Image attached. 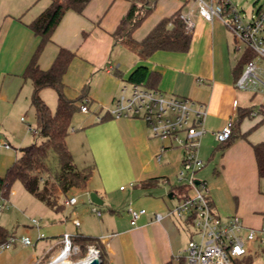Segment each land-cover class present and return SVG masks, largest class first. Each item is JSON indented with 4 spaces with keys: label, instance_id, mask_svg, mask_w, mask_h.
I'll use <instances>...</instances> for the list:
<instances>
[{
    "label": "crops",
    "instance_id": "1",
    "mask_svg": "<svg viewBox=\"0 0 264 264\" xmlns=\"http://www.w3.org/2000/svg\"><path fill=\"white\" fill-rule=\"evenodd\" d=\"M40 1L0 0V109L4 103H10L8 93L17 92L21 82L30 81L24 78V72L40 37L28 23L50 4ZM132 2L91 0L82 13L66 11L40 58L41 67L48 69L61 47L76 53L64 76L65 93L70 98L78 97L95 74L93 86L86 94L95 114L82 122L75 136H68L67 143L77 167L92 168L85 186L77 190L87 194L95 191L103 199L104 209L90 200L92 206H98L101 215L93 212L92 206L73 212L65 207L55 211L47 206L48 210L40 212L38 225L33 223L36 218L32 219L37 229L36 240L31 238L32 243L26 245L19 239L0 250V264L45 262L59 252L65 233L78 232L101 238L104 264H188L185 249L191 238L189 228L181 220L167 215L182 195L175 199L180 184L174 179L182 166L183 149L170 140L153 137L142 119L117 118L109 113L124 81L141 64L158 73L159 79L153 88L189 97L205 106L206 131L201 138L200 157L210 161L218 156V178L226 181L223 182L225 189L237 197L243 196L231 207L224 208L217 198L214 201L213 191L209 189L215 206L225 216L240 215L248 226H264V194L260 190L253 149L254 144L264 142V115L260 110L264 107V85L255 81L243 88L237 85L232 33L220 19L209 21L202 17L194 0H156L153 11L133 32L136 39H142L162 18L178 11L188 13L194 22L188 51L158 50L146 61L135 54L137 61L122 63L114 56L115 46L120 42L113 33ZM254 60L258 75L264 81V59ZM69 86L74 87L73 93L68 90ZM32 91L31 83L30 99ZM248 111L251 112L240 119L239 116ZM3 116L0 110V143L9 141ZM230 120L233 136L228 142L219 143L215 132L222 130ZM77 156L86 158L84 167L78 166ZM0 160L2 167L13 163L4 154H0ZM151 178H158L157 185L144 187L142 184ZM77 204L66 206L76 207ZM130 207L147 210L136 225L131 224ZM156 214L162 215V219L157 220ZM89 215H96L97 222L92 224ZM76 219L80 225L75 224Z\"/></svg>",
    "mask_w": 264,
    "mask_h": 264
},
{
    "label": "built area",
    "instance_id": "2",
    "mask_svg": "<svg viewBox=\"0 0 264 264\" xmlns=\"http://www.w3.org/2000/svg\"><path fill=\"white\" fill-rule=\"evenodd\" d=\"M194 1L198 4L202 17L209 21L218 18L230 30L234 36L235 50L242 49L239 43L242 41L245 46L244 52L251 50L256 54L255 58L264 59V3L253 11L250 18H247L231 0ZM181 18L186 28L192 31L194 22L190 15L184 13L181 14ZM254 59L245 65L237 80V85L241 88L246 87L251 81L264 85V81L258 75V66ZM81 111H90L88 100L82 104ZM109 113L117 118L142 119L148 125L153 137L170 140L183 149L178 181L179 184L188 187L187 197H184L183 193L180 201L168 210L167 215L181 220L189 228L191 238L185 249L188 264H246L247 261L256 264L255 262L260 258H263L262 264H264V254L254 247L258 241L264 244V226L260 228L248 226L236 213L221 215L211 198L207 182L197 178L198 170L205 165L200 157L201 138L206 131L204 122L207 114L203 104H197L189 97L166 94L147 86L144 82H131L130 87L127 84L123 85ZM98 119L101 117L98 116ZM232 136V120L222 130L215 132V138L219 143L228 142ZM2 148L11 149L12 145L7 140L2 141L0 149ZM162 149L164 150L165 147ZM158 157L160 158V155ZM7 203L8 198L0 195V215ZM77 203L76 194L66 200L68 206H75ZM92 211L101 215V211L96 206H92ZM129 212L131 224L136 225L147 210L130 207ZM156 219H162V215L156 214ZM74 222L80 225L78 219ZM33 223L38 225V220L33 219ZM41 236L44 234L42 233ZM63 239L66 247L71 250V235L65 233ZM14 241L15 237H11L1 245L0 250L8 248ZM21 241L26 245L32 243L29 236L22 237ZM96 251L100 257L99 251ZM36 264L47 263L39 261Z\"/></svg>",
    "mask_w": 264,
    "mask_h": 264
},
{
    "label": "trees",
    "instance_id": "3",
    "mask_svg": "<svg viewBox=\"0 0 264 264\" xmlns=\"http://www.w3.org/2000/svg\"><path fill=\"white\" fill-rule=\"evenodd\" d=\"M90 2L91 0H51L45 10L28 23V26L40 37V43L24 72V78L30 80L33 85L31 100L36 108L35 132L39 139L22 147L21 155L8 167L5 175L0 176V195L4 198L9 197L14 183L20 181L35 198L49 208L60 211L66 205L69 192L73 188H83L91 177L92 168L79 169L67 143L73 116L86 102V94L90 87L85 86L76 98H70L65 93L64 76L76 53L61 47L48 69H43L40 65L45 46L51 41L53 32L65 12L74 10L82 13ZM155 2L156 0H133L128 12L113 33L115 39L136 54L141 61H146L158 50L186 52L192 42V33L186 28L180 11L170 17L162 18L142 39L133 36L135 29L153 11ZM255 57L256 54L251 50L243 53L233 67L237 80L245 65ZM115 71L122 75L118 69ZM158 79V73L141 64L130 73L127 80L132 83L144 82L153 88L156 87ZM45 88H53L57 92L55 111L50 109L41 95ZM260 110L264 115L263 106ZM250 112L242 113L240 119ZM253 149L261 179L264 178V142L254 144ZM53 159L58 163L55 169L51 164ZM157 182L158 178H151L142 185L153 187ZM177 190L187 197L186 185L180 184ZM63 196L66 197L64 204L60 201ZM11 237H15L14 232L0 224V247ZM71 243L73 248H78L71 255L74 261L85 259L90 249L95 248L100 253L101 264L105 263L104 248L99 236L78 232L71 235ZM246 264H250L249 261Z\"/></svg>",
    "mask_w": 264,
    "mask_h": 264
},
{
    "label": "rangeland",
    "instance_id": "4",
    "mask_svg": "<svg viewBox=\"0 0 264 264\" xmlns=\"http://www.w3.org/2000/svg\"><path fill=\"white\" fill-rule=\"evenodd\" d=\"M35 0H33L34 2ZM234 4L238 6V8L242 11V13L246 14L247 18H250L251 14L253 11L257 10L263 3L264 0H231ZM45 2V3H50V0H41L40 3ZM242 46V49L240 51H237L234 49V36L232 34V48H233V54L235 60H239L243 53H244V43L242 41L239 42ZM114 56L117 57L122 63H131L133 60L137 61V56L132 53L128 48H126L124 45L121 43L116 44L115 50H114ZM98 73V72H97ZM94 75L90 77V79L86 82L85 86L89 85V89L92 88L93 86V81H94ZM75 79L73 80L74 84L75 82L77 83V76H74ZM79 83V82H78ZM73 84V86H75ZM127 84L130 87L131 82L128 80H125L123 85ZM8 83H6V86ZM69 86V91L73 93V88L74 87ZM31 88V82H21L19 85L17 92L15 93H8V101L10 103H4L1 107V112L3 118H4V126L7 132L5 134L8 136V139L12 145L11 149H0V154H4V156L10 158L11 162H14L17 157L21 155V148L29 145L30 143L34 141H38L39 137L36 135L35 130L37 129V116H36V108L34 104L32 103V100L30 99V94H28V91H30ZM71 89V90H70ZM89 91V90H88ZM164 92V91H163ZM30 93V92H29ZM166 94H171L167 93ZM41 95L47 105L50 107L52 111H55L57 107V100H58V95L57 92L53 88H45L42 92ZM89 113L86 114L80 109L77 110L73 116L72 120V127H76L75 129H71L70 136H75L76 133L80 131V125L84 120L88 119L91 117L93 114H95V110L93 107L90 108V111L87 112ZM157 139H160L156 137ZM162 140V139H160ZM6 141V140H4ZM169 141V140H165ZM216 146V144H215ZM220 154V152L218 153ZM216 154V155H218ZM78 157V156H77ZM78 157L77 158V164L79 167H84V161L86 158L84 157ZM3 163V162H2ZM1 160H0V175L4 176L7 167L4 165L2 167ZM9 163V164H10ZM8 164V165H9ZM52 166L55 169L57 167V161L52 160ZM204 166L198 170L197 172V178L200 180H206L209 189L213 191V199L214 201L218 199V202L220 205H222L224 208H229L234 204V202H237V199L242 200L243 196H236L231 190L225 189V185L223 182H226L225 180L222 182V178L219 177V171H220V164L218 160V156L214 157L213 160L211 159L210 161H206V158H204ZM181 169V167L179 168ZM175 182L179 184L178 181V175L174 179ZM224 185V186H223ZM260 190L264 194V178L260 179ZM76 194L78 197V204L76 207H68L65 205V208L70 210L71 212L73 211H81V209H90L91 202L89 198V194L86 192L81 191V189L73 188L69 194L68 197L71 195ZM180 196V193L177 192L175 199L177 200L178 197ZM10 202L7 203L6 207L2 209L1 211V217H0V224L4 225L7 227L10 231L15 233V243L18 242L19 239H21L22 235L30 236L33 241L36 240L37 238V229L34 227L32 223V219L35 217L36 219L41 218V210L46 209L48 210V207L35 198L32 194H30L23 186V184L20 181H16L12 187V191L9 195ZM65 196L61 198L60 201H62V204H64L65 201ZM217 198V199H216ZM215 201V202H216ZM231 205V206H230ZM98 207V206H97ZM101 209H104L102 205L99 206ZM216 208L217 205H216ZM220 211L221 215L225 216L226 214L222 212L220 208H218ZM104 213V210H102ZM89 214V213H88ZM96 215H89V220L92 224L94 222H97V217H94ZM82 222H84L85 219H83ZM85 223V222H84ZM84 228V226H83ZM63 243L60 246L59 252L54 255L52 258H49L46 260L44 263L47 264H55L52 263L57 257L62 250L66 248V243L64 239L62 240ZM14 243V244H15ZM255 249L261 252V254H264L263 249H264V244L261 241H258L255 243ZM78 250L77 247H72L70 252L68 253V261L71 264H77L79 261H74L72 259V254L75 253ZM87 257V256H86ZM263 258L258 259L255 263L256 264H262Z\"/></svg>",
    "mask_w": 264,
    "mask_h": 264
},
{
    "label": "water",
    "instance_id": "5",
    "mask_svg": "<svg viewBox=\"0 0 264 264\" xmlns=\"http://www.w3.org/2000/svg\"><path fill=\"white\" fill-rule=\"evenodd\" d=\"M169 196L172 197V194ZM89 198L92 203L103 205V199L95 191L89 193ZM80 264H101L98 252L95 249H90L87 257Z\"/></svg>",
    "mask_w": 264,
    "mask_h": 264
},
{
    "label": "bare ground",
    "instance_id": "6",
    "mask_svg": "<svg viewBox=\"0 0 264 264\" xmlns=\"http://www.w3.org/2000/svg\"><path fill=\"white\" fill-rule=\"evenodd\" d=\"M69 250H70L69 247H66L64 250H62V252H60V254L57 257H55L54 263L55 264H71L68 261V259H69L68 253L70 252Z\"/></svg>",
    "mask_w": 264,
    "mask_h": 264
}]
</instances>
